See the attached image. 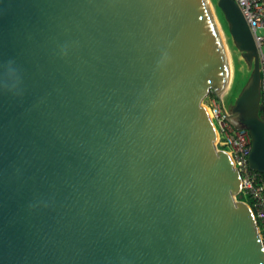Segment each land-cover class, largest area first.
Segmentation results:
<instances>
[{
	"label": "water",
	"instance_id": "95a60500",
	"mask_svg": "<svg viewBox=\"0 0 264 264\" xmlns=\"http://www.w3.org/2000/svg\"><path fill=\"white\" fill-rule=\"evenodd\" d=\"M216 5L251 70L229 109L213 0H0V264H264L205 105L264 175L259 52Z\"/></svg>",
	"mask_w": 264,
	"mask_h": 264
},
{
	"label": "built area",
	"instance_id": "2783aa9c",
	"mask_svg": "<svg viewBox=\"0 0 264 264\" xmlns=\"http://www.w3.org/2000/svg\"><path fill=\"white\" fill-rule=\"evenodd\" d=\"M241 9L244 18L249 24L258 47L261 84V115L264 120V0H234ZM263 36H258L259 32ZM209 115L217 131V147L226 151L232 157L235 168L242 176L240 195L249 197L250 206L258 223L259 231L264 239V175L250 169L249 157L251 154V138L247 131L236 130L227 120L224 106L213 98L212 104L207 106Z\"/></svg>",
	"mask_w": 264,
	"mask_h": 264
},
{
	"label": "rangeland",
	"instance_id": "374dc122",
	"mask_svg": "<svg viewBox=\"0 0 264 264\" xmlns=\"http://www.w3.org/2000/svg\"><path fill=\"white\" fill-rule=\"evenodd\" d=\"M213 1L215 3V7L217 8L216 4L218 0H213ZM221 23H222V30L224 33V40L226 42L230 60L232 62V69H233V75H234V82H233L232 90L230 91L229 97L231 99H236L242 90L241 88H242L243 81L247 79L248 77H250L251 70L249 69L248 64L243 58L242 53L236 49L232 41V38L228 34V30L226 29L228 28L227 23L224 22L223 19H221ZM258 36H263V32L262 31L259 32ZM238 79H240L239 82H238ZM212 101H213V97L212 96L208 97L205 101V105L210 106L212 104Z\"/></svg>",
	"mask_w": 264,
	"mask_h": 264
},
{
	"label": "trees",
	"instance_id": "16d2710c",
	"mask_svg": "<svg viewBox=\"0 0 264 264\" xmlns=\"http://www.w3.org/2000/svg\"><path fill=\"white\" fill-rule=\"evenodd\" d=\"M219 14H220V16H221V19H223V21L225 22V20H224V17H223V14L220 12V10H219ZM223 17V18H222ZM227 30H228V28H227ZM249 78L250 77H248L247 79H245L244 81H243V83H242V88L241 89H243L244 87H245V85L247 84V82H248V80H249ZM239 80L240 79H238V82H239ZM233 86V85H232ZM237 87V86H236ZM231 90H232V88H231ZM230 90V91H231ZM229 94H230V92H229ZM229 94H228V96H227V98H226V101H225V105H226V107L229 109V108H231L232 107V105L234 104V102H235V99H231L230 97H229ZM214 99H216L213 95H211ZM229 97V98H228ZM217 100V99H216ZM218 101V100H217ZM262 116V115H261ZM238 200H240V201H243V202H245V203H248L250 206L252 205V201L249 199V197H246V196H244V195H239L238 196Z\"/></svg>",
	"mask_w": 264,
	"mask_h": 264
},
{
	"label": "clouds",
	"instance_id": "9594fccd",
	"mask_svg": "<svg viewBox=\"0 0 264 264\" xmlns=\"http://www.w3.org/2000/svg\"><path fill=\"white\" fill-rule=\"evenodd\" d=\"M13 71V69H9V73H11ZM15 85L14 84H9V87H14Z\"/></svg>",
	"mask_w": 264,
	"mask_h": 264
},
{
	"label": "flooded vegetation",
	"instance_id": "af4514ba",
	"mask_svg": "<svg viewBox=\"0 0 264 264\" xmlns=\"http://www.w3.org/2000/svg\"><path fill=\"white\" fill-rule=\"evenodd\" d=\"M217 9V8H216ZM217 11H218V14H219V10L217 9ZM219 16H220V14H219ZM220 19H221V17H220ZM227 29V28H226Z\"/></svg>",
	"mask_w": 264,
	"mask_h": 264
},
{
	"label": "bare ground",
	"instance_id": "6f19581e",
	"mask_svg": "<svg viewBox=\"0 0 264 264\" xmlns=\"http://www.w3.org/2000/svg\"><path fill=\"white\" fill-rule=\"evenodd\" d=\"M211 118V117H210Z\"/></svg>",
	"mask_w": 264,
	"mask_h": 264
}]
</instances>
